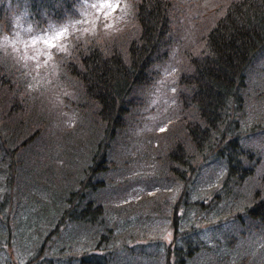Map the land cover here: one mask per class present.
Masks as SVG:
<instances>
[{"label":"trees","instance_id":"obj_1","mask_svg":"<svg viewBox=\"0 0 264 264\" xmlns=\"http://www.w3.org/2000/svg\"><path fill=\"white\" fill-rule=\"evenodd\" d=\"M87 1L0 0V22L11 26L17 19L20 32L38 34L66 25ZM124 1L126 15L120 12L110 33L69 35L66 49L54 55L52 74L0 47V173L8 174L0 198V264H119L121 249L135 259L144 252L139 264H264V170L257 176L252 157L259 152L244 146L253 127L239 130L238 118L250 73L264 63V0H215L216 8L200 0ZM175 48L182 59L168 128L158 146L147 147L144 165L140 153L119 157L130 145L129 130L146 120L148 96ZM60 88L69 92L63 106L69 124L45 103ZM215 159L226 168L206 184L214 192L202 197L208 202L188 199L196 190L193 176L216 170H210ZM116 180L118 187L110 188ZM128 190L133 197L110 201ZM194 205L207 208L201 215L207 223L189 224ZM156 216L170 221V239H151L153 228L146 227ZM118 221L124 233L116 236ZM206 224L216 233L207 234ZM100 227L98 245L74 239L76 228L90 234ZM219 233L224 253L208 241Z\"/></svg>","mask_w":264,"mask_h":264},{"label":"rangeland","instance_id":"obj_2","mask_svg":"<svg viewBox=\"0 0 264 264\" xmlns=\"http://www.w3.org/2000/svg\"><path fill=\"white\" fill-rule=\"evenodd\" d=\"M200 2L204 6H209L211 8H216V2L215 0H200ZM104 4H111L114 5V7L111 8H101L100 5ZM125 10L126 15V7H125V1L124 0H91L87 1L86 6L83 8V10L78 14V16H73L71 21H69L66 25H54V26H45V28H39L37 31L38 34H27L20 32L19 25L20 23L17 21V19H14L12 21L11 26H9L3 19H1L0 22V35L2 33V29H6V33H3L2 36H0V47L3 48L6 53L9 55V57L12 59H15L17 61L26 62L27 65L30 66L33 70L43 71L46 74H52L54 71L56 64H54V55L59 50H65L69 41V35H76V36H87L90 33H93L97 30H101L102 32L108 34L111 30L115 29L117 26V23L120 20V12ZM225 8H223L218 15L224 14ZM208 14V13H207ZM217 15V17H219ZM211 18L215 17L216 15L208 14ZM130 21V18L127 17ZM9 27H11L9 29ZM65 29H67V32L65 35L58 41H54L55 47H50L47 43H45V40L53 35H55L57 32H63ZM9 31L12 35L9 34ZM27 31V30H26ZM182 59V55L180 53V50L175 48L174 53L172 55L171 60L168 62H165V64L162 66L163 74L161 78L158 80L159 82L152 87V91L148 96V101L151 103V107L149 111L147 112V118L144 120L141 124V126H138L136 130L130 129L129 133L131 135L130 138V145L124 150V156L119 157H126V156H137L139 154L142 157V163L144 165L145 162V155L150 154V151L147 152L148 148H153L152 145L158 146V139L161 136L160 133H163L164 130L168 128V120L175 114L176 112V99H175V86L174 82L177 77V66ZM250 80L247 84L246 90H245V101L243 103L244 105V111L243 113L239 112L238 118L239 121H241L242 126L239 130H243L244 128H247L248 125L252 126V130H249V132L246 133L244 136L245 140V148L246 149H252L255 151H258L259 153L254 155L252 158L254 160V163L258 164L257 167V176H260L261 173L264 170V63H257L256 67L253 68V71L250 73ZM69 97V92L65 88H60L58 91L53 93L51 96L48 95L45 98V103L50 108V112L53 114V116L58 118L59 120L63 121L65 124H69L71 121V115L69 114L68 110L64 108V105H69L67 103V100H65V97ZM72 96V94L70 95ZM73 97V96H72ZM235 109L233 112H236ZM168 123V124H167ZM78 132V131H77ZM239 132V131H237ZM137 137V139L134 141V139ZM61 136L57 138L58 142L60 141ZM217 142L214 146H217ZM217 149V148H216ZM214 149V150H216ZM258 149V150H257ZM213 150V152H214ZM52 156L50 155L48 157V160H51ZM55 159V158H54ZM225 165H221L220 159L214 160L212 167L208 171L207 174H204V170L201 171L200 175L196 177V175L193 176V180H195V187L196 190L193 192V194H187L188 199L194 200V202H208L205 198L203 199L204 195H207L208 193H214L211 192L212 189L210 186H206V184L211 185V182H214V180L218 179L220 175L223 174ZM140 169V168H139ZM135 172V169H131L127 173L128 176ZM146 173H149V169L146 170ZM123 174V172L121 173ZM117 174L118 177L123 178L124 174ZM7 173H0V198L2 197V193L7 188V185H5L4 181L7 178ZM110 172H107L105 176H109ZM187 185V187L192 186V182ZM149 183V182H148ZM119 181L116 180L115 182H111L110 188L112 187H118ZM133 186L131 182H127L126 186ZM135 185V184H134ZM139 185V186H138ZM137 186L140 190H146V186L148 184H144L140 182ZM148 187V186H147ZM185 186L178 185L175 189V191L172 193V195L179 197V194H181L185 190ZM212 194H208L207 197L210 198ZM133 197L132 194H130V190H128L124 195H117L114 196L112 199H110L111 202L114 204L123 203L124 200ZM34 201V198L32 199ZM185 201L183 200L182 203L179 205V207L182 206V209L185 208ZM205 201V202H204ZM17 202V201H16ZM131 211H134L135 209L130 207ZM207 208L204 209V211H200L195 205L193 210H190L187 214L189 224H192L193 226H200L202 224H205L207 222H202V216L207 215ZM140 212L134 211V214L136 216H139ZM240 214H243L242 211H239ZM155 215V214H154ZM2 216V213H0V217ZM141 217V216H140ZM213 217V213L208 215V218ZM152 218V217H151ZM152 226L146 227L147 230H152V233L150 234L151 239L153 237H159L158 239H162L163 236L167 237L168 239L171 238L172 232H171V223L168 221L165 217H155L152 219ZM146 218L141 217L140 224H147ZM208 221V220H205ZM119 222V221H118ZM118 228L114 230V234L116 236L121 235L120 233H124L123 226L121 225L122 222H119ZM210 225V224H209ZM206 224L205 226V232L207 234L212 235V233H216L215 230H212L209 226ZM104 229H101L95 233L91 230L90 234L87 233V231H83L81 228H76L73 233L76 239L78 237L82 243L81 246H84L85 241L87 242V247L91 248L92 245H98L99 240L102 236V233H104ZM101 233V235H100ZM202 235V232H201ZM223 236L219 233L215 238H211L208 241L210 244L214 246V248L218 249L220 253H224L222 251V247H218V239L219 237ZM164 237V238H165ZM89 238V239H88ZM118 238V237H117ZM114 240V238H112ZM101 245H104V242H101ZM84 247V248H87ZM149 248V247H148ZM119 256V264H139L138 258H144L145 253L142 252L139 257L136 259L131 257H126L130 255L126 250L121 249ZM235 251L231 254V259H235Z\"/></svg>","mask_w":264,"mask_h":264},{"label":"snow or ice","instance_id":"obj_3","mask_svg":"<svg viewBox=\"0 0 264 264\" xmlns=\"http://www.w3.org/2000/svg\"><path fill=\"white\" fill-rule=\"evenodd\" d=\"M101 8H111V7H114V5H111V4H104V5H100ZM67 32V29H65L63 32H57L55 35L47 38L45 40V43H47L50 47H55L56 45L54 44V41H58L60 40L64 35L65 33Z\"/></svg>","mask_w":264,"mask_h":264}]
</instances>
